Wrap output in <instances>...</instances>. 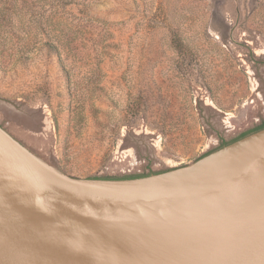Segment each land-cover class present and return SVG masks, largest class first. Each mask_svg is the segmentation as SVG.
Listing matches in <instances>:
<instances>
[{"label":"rangeland","instance_id":"obj_1","mask_svg":"<svg viewBox=\"0 0 264 264\" xmlns=\"http://www.w3.org/2000/svg\"><path fill=\"white\" fill-rule=\"evenodd\" d=\"M264 123V0H0V128L73 178L190 164Z\"/></svg>","mask_w":264,"mask_h":264},{"label":"water","instance_id":"obj_2","mask_svg":"<svg viewBox=\"0 0 264 264\" xmlns=\"http://www.w3.org/2000/svg\"><path fill=\"white\" fill-rule=\"evenodd\" d=\"M0 264H264V129L136 178H73L0 128Z\"/></svg>","mask_w":264,"mask_h":264},{"label":"trees","instance_id":"obj_3","mask_svg":"<svg viewBox=\"0 0 264 264\" xmlns=\"http://www.w3.org/2000/svg\"><path fill=\"white\" fill-rule=\"evenodd\" d=\"M261 129H264V123H262L256 129H254V130H252L250 132L242 133L236 140H239V139H241V138H243V137H245V136H247V135H249L251 133H254L256 131H259ZM236 140H234V141H236ZM225 144L226 143H222L221 146H224ZM142 176H144V175L125 176V177H121V178H136V177H142ZM105 178H107V179H119V178H116V177H105Z\"/></svg>","mask_w":264,"mask_h":264}]
</instances>
